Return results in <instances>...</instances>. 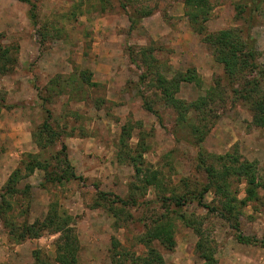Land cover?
I'll use <instances>...</instances> for the list:
<instances>
[{
	"label": "rangeland",
	"instance_id": "obj_1",
	"mask_svg": "<svg viewBox=\"0 0 264 264\" xmlns=\"http://www.w3.org/2000/svg\"><path fill=\"white\" fill-rule=\"evenodd\" d=\"M31 1L37 7V25L30 19L29 3L0 0V46L8 48L16 58L11 72L0 73V187L26 153L39 150L32 134L46 116L45 98H50L45 105L62 134L54 149L61 148L62 143L67 145V153L83 179L44 189L40 187L44 172L37 169L21 180L20 189L29 185L30 191L14 197L8 213L18 222H33L44 219L54 202L60 212L74 218L80 242L78 264H142L138 257L146 256L149 249L139 242V236L165 210L157 199L158 193L167 192L166 187L178 184L185 176L199 179V170L197 149L187 129L176 126L175 113L154 95L157 88L150 77L140 83L145 65L139 59L141 67L132 63L126 48L155 46L157 68L167 76L195 68L202 83H183L177 93L188 101L205 95L217 80L231 90L223 65L194 31L185 14L184 0H133L139 8L154 7L155 13L131 32L128 15L118 0ZM209 2L206 26L210 32L241 27L246 33L250 29L264 53V0ZM238 3L247 6L241 15ZM255 4L259 9L251 12ZM105 56L118 59L116 69L112 60L103 61ZM104 65L114 73L108 80L97 82V87L83 88L76 80L83 70L92 73L93 81L104 79V73L98 70ZM143 93L152 99L160 117L145 109ZM233 99L229 95L225 102L217 99L210 104L209 118L217 114L218 119L203 146L217 154L236 148L244 159L258 163L264 177V126L252 123L248 104ZM128 123L133 126L132 144L144 132L149 146L144 158L152 170L160 171L163 186L149 185L143 196L134 192L141 204L127 206L124 219L115 225L117 221L111 213L93 204L98 187L109 195L127 198L130 193L135 168L117 160L122 127ZM245 188V183L237 185L239 198L245 197ZM260 193L259 201L244 207L241 229L245 235L263 238L264 189ZM213 198V192L206 195L207 201ZM186 209L189 214L207 217L204 228L216 241L220 264H264V245L239 242L227 222L208 215L196 203ZM59 235L46 231L39 238L17 242L11 239L0 218V264H35V250H40L50 264H58L54 258ZM175 238L173 250L154 242L165 262L198 263V236L181 219L175 220Z\"/></svg>",
	"mask_w": 264,
	"mask_h": 264
},
{
	"label": "trees",
	"instance_id": "obj_2",
	"mask_svg": "<svg viewBox=\"0 0 264 264\" xmlns=\"http://www.w3.org/2000/svg\"><path fill=\"white\" fill-rule=\"evenodd\" d=\"M31 5L30 19L37 25L36 4L31 0H19ZM106 1V0H105ZM110 1V0H107ZM129 18L128 31L131 32L140 25V22L155 13V8H139L133 0H118ZM185 14L188 17L195 32L202 36L204 42L212 49L217 62L224 68V78L231 90H227L221 80H217L205 95L196 100L188 101L177 95L183 83L202 82L195 68H189L186 72L179 71L173 76L163 74L157 68V60L154 56L155 46H142L138 50L134 46L126 48L132 63L142 66L138 59L145 65V70L140 75V83L146 78H151L157 91L154 95L161 103L175 113V124L180 129H187L197 149V168L199 179L185 176L176 185L167 188V192L158 193L157 199L165 210L152 219L146 232L139 236V242L144 244L149 252L146 256L138 257L142 264H167L164 257L154 242H159L166 249L173 250L176 247L175 220L181 219L184 224L193 229L198 239L195 244V252L199 258L196 264H220L217 257V245L215 239L204 228L206 216L187 213L186 207L191 203L207 210V214L214 215L227 222L235 232L239 242L246 244L264 245V237L245 235L241 229V218L244 215V207L250 202L259 201L262 197L260 191L264 189V177L260 174L258 163L244 159L239 151H229L217 154L207 151L203 142L217 122L218 116L211 117L210 104L217 99L224 101L231 95L233 101H243L249 105L252 113V123L258 127L264 126V61L261 58L264 53L257 46V40L249 32L241 27H230L215 32H210L206 26L211 5L209 0H184ZM239 15L246 11L247 6L238 3ZM103 9L106 7L103 5ZM259 9L255 4L251 12ZM252 15V14H251ZM253 16V15H252ZM16 58L10 54L8 48L0 46V73L11 72L14 69ZM79 79V80H78ZM79 81L83 88L97 87L99 84L92 80V73L88 70L81 71ZM57 81H53V84ZM57 85V84H56ZM141 93L140 90H138ZM144 107L147 111L160 113L154 107L152 99L144 93L141 94ZM43 99V98H42ZM50 98H45L43 107L45 118L34 130L32 137L37 143V152L26 153L16 168L7 178L6 183L0 187V218L7 228L11 239L23 242L27 239L39 238L44 232L60 233L56 242V255L54 261L58 264H78L80 242L74 226V218L68 213L59 211L57 204L50 203L49 211L44 219L35 221L18 222L10 217L12 199L18 194H28L30 186L20 189V182L37 169L44 172L40 187L47 189L50 185H60L72 180H82L67 153V145L62 143L61 148L54 149L61 140V132L52 120V111L45 103ZM44 101V99H43ZM99 101V100H98ZM0 105L1 102H0ZM161 119V118H160ZM133 126L128 123L123 125L118 143L117 160L127 162L134 166L135 176L131 181L128 197L110 194L112 197L97 188V197L93 207H103L116 218L119 223L125 216L127 206L141 204L134 192L145 195L149 185L163 186L159 170H152L144 158L148 150V143L144 132L137 143L132 144ZM135 180H139L137 183ZM245 183L246 195L239 198L237 185ZM213 192L214 198L206 200V195ZM9 215V216H8ZM35 264H50L40 250L34 251Z\"/></svg>",
	"mask_w": 264,
	"mask_h": 264
},
{
	"label": "crops",
	"instance_id": "obj_3",
	"mask_svg": "<svg viewBox=\"0 0 264 264\" xmlns=\"http://www.w3.org/2000/svg\"><path fill=\"white\" fill-rule=\"evenodd\" d=\"M112 60V62H113V64H114V66H116L115 67V69L117 68V65H116V61L118 60L117 58H115L114 56L113 57H109V56H105V59L103 60L104 62H106V63H108V61H111ZM114 68V67H113ZM98 70L99 71H101L102 73H104L103 75V77H104V79H100V80H94L95 82H100V83H102V82H104V81H106V80H108L112 75H113V73L114 72H112V70L107 66V65H104V66H100V68L98 67ZM99 74H100V72H99Z\"/></svg>",
	"mask_w": 264,
	"mask_h": 264
}]
</instances>
